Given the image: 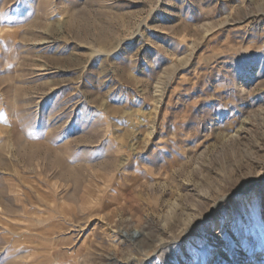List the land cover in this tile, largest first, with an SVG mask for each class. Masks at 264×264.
Returning a JSON list of instances; mask_svg holds the SVG:
<instances>
[{
	"label": "rangeland",
	"instance_id": "obj_1",
	"mask_svg": "<svg viewBox=\"0 0 264 264\" xmlns=\"http://www.w3.org/2000/svg\"><path fill=\"white\" fill-rule=\"evenodd\" d=\"M261 244L264 0H0V264Z\"/></svg>",
	"mask_w": 264,
	"mask_h": 264
},
{
	"label": "bare ground",
	"instance_id": "obj_2",
	"mask_svg": "<svg viewBox=\"0 0 264 264\" xmlns=\"http://www.w3.org/2000/svg\"><path fill=\"white\" fill-rule=\"evenodd\" d=\"M256 224H257L258 228H261V226L258 223H256ZM124 234L127 235L128 233L124 232ZM260 246H261V248H264V245L263 244H261ZM263 256H264V250L261 251V253L258 254L255 257L254 256H251L250 259L247 261V263L248 264H251L250 262L252 261L253 262L252 264H261V263L264 262V257Z\"/></svg>",
	"mask_w": 264,
	"mask_h": 264
}]
</instances>
